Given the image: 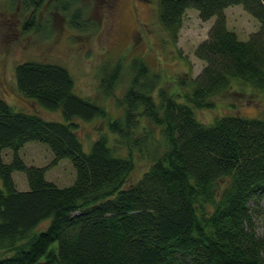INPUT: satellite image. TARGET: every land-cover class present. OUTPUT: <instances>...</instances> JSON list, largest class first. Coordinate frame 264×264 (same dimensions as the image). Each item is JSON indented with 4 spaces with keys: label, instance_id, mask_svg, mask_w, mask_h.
Masks as SVG:
<instances>
[{
    "label": "trees",
    "instance_id": "obj_1",
    "mask_svg": "<svg viewBox=\"0 0 264 264\" xmlns=\"http://www.w3.org/2000/svg\"><path fill=\"white\" fill-rule=\"evenodd\" d=\"M22 1L30 10L22 26L38 29L44 0ZM53 2L70 7L67 0ZM234 4L259 23L245 40L226 23L224 8ZM157 6L171 41L187 8L213 18L194 48L204 64L165 90L157 72L131 57L128 81L114 96L118 115L78 93L63 64L15 63L17 91L61 118L0 97V264H264V231L255 228L256 217L264 222V117L225 113L203 122L196 115L233 86L264 93V0H157ZM110 63L101 69L107 95L122 60ZM97 117L107 131L86 147L81 123ZM108 132L127 154L114 149ZM29 140L46 143L53 162L69 158L73 181L57 185L45 177L46 166L26 164L18 150ZM134 147L150 160L131 182ZM14 170L25 173L26 189L16 187Z\"/></svg>",
    "mask_w": 264,
    "mask_h": 264
},
{
    "label": "rangeland",
    "instance_id": "obj_2",
    "mask_svg": "<svg viewBox=\"0 0 264 264\" xmlns=\"http://www.w3.org/2000/svg\"><path fill=\"white\" fill-rule=\"evenodd\" d=\"M53 1L57 0L43 1L38 12L39 28L33 29L22 26L30 13L25 10V2L0 0V97L16 108L36 111L48 118H61L58 110L45 109L17 91L13 67L23 59H48L63 64L73 76L75 90L96 99L107 115L120 112L114 96L123 92L128 81L124 67H129L131 57H141L157 72L159 84L165 90L172 86L175 90L179 78L195 75L204 64L194 54V48L206 38L213 18L200 19L195 8L189 7L184 12L177 38L171 41L157 20V0H67L70 7L66 9L51 4ZM224 12L227 26L241 40L247 39L259 25L240 4L229 5ZM119 58L122 60L121 72L115 81L113 95H107L101 86L102 65L115 63ZM233 87L212 98L213 108L196 109L197 117L203 122L225 113L264 117L263 92L251 93L248 86H245L246 92L240 86ZM141 124L152 125L145 120ZM154 130L157 140L159 128L154 127ZM101 131H107V127L104 119L97 117L82 122L79 133L87 147ZM108 135L116 151L123 155L128 153L125 144L116 145L112 134L108 132ZM156 140L154 143L159 142ZM9 153L10 149L5 148L4 159H9ZM18 153L26 164L46 166L45 177L57 185L70 184L75 177L70 159L64 157L53 162V154L44 142L29 140ZM131 153L135 165L128 179L132 182L147 167L150 158L135 147ZM12 176L18 189H26L23 171L14 170ZM255 223L257 232L262 233L264 222L256 217ZM44 225L45 222L39 227Z\"/></svg>",
    "mask_w": 264,
    "mask_h": 264
}]
</instances>
